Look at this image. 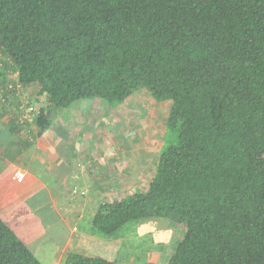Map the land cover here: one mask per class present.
Listing matches in <instances>:
<instances>
[{
	"label": "trees",
	"instance_id": "trees-1",
	"mask_svg": "<svg viewBox=\"0 0 264 264\" xmlns=\"http://www.w3.org/2000/svg\"><path fill=\"white\" fill-rule=\"evenodd\" d=\"M0 89L6 107L28 94L11 120L33 106L38 134L80 102L143 98L173 141L93 228L162 219L181 227L163 264H264V0H0ZM0 264H41L1 218Z\"/></svg>",
	"mask_w": 264,
	"mask_h": 264
},
{
	"label": "crops",
	"instance_id": "crops-1",
	"mask_svg": "<svg viewBox=\"0 0 264 264\" xmlns=\"http://www.w3.org/2000/svg\"><path fill=\"white\" fill-rule=\"evenodd\" d=\"M26 96L16 98L8 108L0 89V218L41 264H62L72 252L132 264V260L118 262L121 240L117 235L101 237L92 226L102 198L139 186L135 175L132 179L114 168L109 173L110 161L123 154L108 150L106 138L86 134L82 139L71 130L65 117L76 107L88 109L79 105L84 101L54 119L41 134L32 120L16 123L11 111L16 112L20 101L25 104ZM23 190L21 200L18 196L9 202ZM21 206L28 211L13 218L10 209L17 211Z\"/></svg>",
	"mask_w": 264,
	"mask_h": 264
},
{
	"label": "rangeland",
	"instance_id": "rangeland-1",
	"mask_svg": "<svg viewBox=\"0 0 264 264\" xmlns=\"http://www.w3.org/2000/svg\"><path fill=\"white\" fill-rule=\"evenodd\" d=\"M79 105L86 106L88 109L81 110L76 107L65 117L66 122L71 123V130L82 139L86 134L88 137L96 135L98 138H106L109 141L108 150L123 154L110 161L113 165L110 163L109 173L114 168L132 179L135 175L139 185L137 189L143 187L153 174L159 152L173 141L166 132L163 133L157 127L153 118L154 108L139 96L130 98L117 108L110 107L100 100H86ZM141 112L145 115L143 120L139 117ZM131 183L134 182L129 184ZM130 190L132 189H127V192ZM21 192L9 202H14L18 196L21 200L25 190ZM25 210L28 211V208L21 206V209L17 211L10 209V214L14 218ZM180 229L181 227L168 224L162 219L132 221L126 224L117 233V237L121 240L118 247V262L132 260L134 264L147 262L162 264L167 251L173 250L178 242ZM157 233L158 236H156ZM110 256L112 253H109Z\"/></svg>",
	"mask_w": 264,
	"mask_h": 264
},
{
	"label": "built area",
	"instance_id": "built-area-1",
	"mask_svg": "<svg viewBox=\"0 0 264 264\" xmlns=\"http://www.w3.org/2000/svg\"><path fill=\"white\" fill-rule=\"evenodd\" d=\"M26 103V102H25ZM35 111V108L33 106H22L21 108V116L18 118V122L20 124H22L23 122H25V120H28L31 117V113H33ZM73 193H78L77 191H73ZM81 194L83 195L84 192H81ZM85 195V194H84Z\"/></svg>",
	"mask_w": 264,
	"mask_h": 264
}]
</instances>
